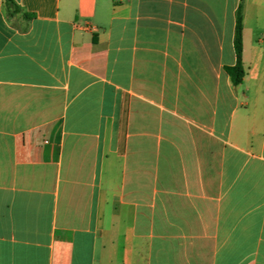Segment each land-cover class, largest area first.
<instances>
[{
  "label": "crops",
  "instance_id": "crops-1",
  "mask_svg": "<svg viewBox=\"0 0 264 264\" xmlns=\"http://www.w3.org/2000/svg\"><path fill=\"white\" fill-rule=\"evenodd\" d=\"M0 264H264V0H0Z\"/></svg>",
  "mask_w": 264,
  "mask_h": 264
},
{
  "label": "trees",
  "instance_id": "trees-1",
  "mask_svg": "<svg viewBox=\"0 0 264 264\" xmlns=\"http://www.w3.org/2000/svg\"><path fill=\"white\" fill-rule=\"evenodd\" d=\"M10 2V0H6ZM242 25H241V9L238 8L235 16V26L233 35V50L235 61L231 66H224L223 71L228 75L230 82L233 86H237L241 83L243 77L242 68Z\"/></svg>",
  "mask_w": 264,
  "mask_h": 264
}]
</instances>
